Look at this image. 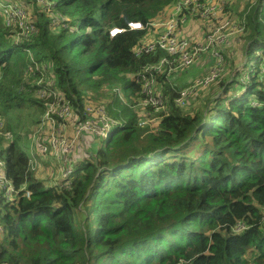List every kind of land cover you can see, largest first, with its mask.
<instances>
[{
	"label": "trees",
	"instance_id": "1",
	"mask_svg": "<svg viewBox=\"0 0 264 264\" xmlns=\"http://www.w3.org/2000/svg\"><path fill=\"white\" fill-rule=\"evenodd\" d=\"M31 1L26 15L34 30L27 35L0 7V114L27 104L45 111L33 96L45 88L40 71L23 79L35 57L55 81L49 92L80 114L92 92L88 99L122 127L76 164L68 187H46L18 141L5 145L0 135L7 177L32 193L4 206L0 264H264V0H245L235 11L246 60L259 66L245 79L248 64L234 67L235 52L225 45L222 75L230 80L221 75L198 90L190 105L200 107L190 111L175 102L186 87L173 80L176 73L158 75L168 108L147 129L129 98L146 99L136 76L167 53L136 51L183 0ZM199 1H224L220 17L183 13L207 43L234 3ZM137 21L145 29L110 36L111 28ZM116 85L129 96L112 92Z\"/></svg>",
	"mask_w": 264,
	"mask_h": 264
},
{
	"label": "built area",
	"instance_id": "2",
	"mask_svg": "<svg viewBox=\"0 0 264 264\" xmlns=\"http://www.w3.org/2000/svg\"><path fill=\"white\" fill-rule=\"evenodd\" d=\"M3 7L7 8L6 12H8L9 22L12 20L22 26V35L33 32L34 27L30 25L29 21L22 24V21L19 20L21 19L20 16L12 15L7 6ZM187 9L195 14H200L204 18L220 17L224 11V2L212 4L210 2L203 3L199 0H183L174 7L171 17L166 22L155 23L153 27H150V29L155 27L157 31L153 35L149 33L148 37L145 39V43L142 44L141 47H138L136 53H149L157 49H162L167 55L161 58L158 63L147 66L136 76L137 81L141 80L140 83H142V89L146 99L144 101H133L134 105L139 104L138 109L141 110L144 117L152 114L147 111V106L156 109L158 111L157 113H166L168 108L167 97L165 93L159 90L158 75L163 73L175 74V72L189 68L195 65L202 57L203 53L210 54L214 58L215 64L211 66L209 72L206 73L205 76L200 77V79H197L194 85L181 89L179 96L176 97V104L180 107H186L199 88L208 87L221 77L224 70V56L222 50L224 46L228 44V40L232 34L243 31V27H236L232 22L233 28H230V21L228 19H223L221 24L214 29L207 43L200 42L198 39L188 38L180 28V26L185 24L188 20L187 17L183 16V13ZM143 29H145V25L142 22H129L127 29L113 27L109 30V34L111 37H115L127 30ZM38 83H45L44 90H40L41 95L48 96V98L51 96L53 98L52 104L43 118V121H46L48 124L56 123L60 125V123H63L62 120L71 118L77 123V132L71 139L64 138L56 140L53 138L49 141V145L38 143L34 147L31 156H29L30 169L31 171L39 169L42 166V159L55 154V158L53 156L50 157H52L53 161H56L57 164L64 165L65 168L59 186L68 187L73 182V175L76 169L75 163H69L70 156H68V154L72 151L79 136L90 134L106 140L122 127V123L113 117H109L106 113V108L101 105H95L90 108L85 107L83 114L78 113L70 106L63 95L56 91H52V93L49 92V86L53 88L55 85V81L51 78L45 79L43 82H41L40 78ZM113 92L118 93V95L124 99L117 86L113 88ZM88 111L92 112V116L89 115ZM62 156L65 159H61ZM5 169V162L0 159V236L4 232V224L2 222V211L4 210V206L7 203L13 202L16 196L30 198L32 195L31 191L27 190L26 187L17 190L13 182L7 177ZM242 228L243 225L239 227V229Z\"/></svg>",
	"mask_w": 264,
	"mask_h": 264
},
{
	"label": "rangeland",
	"instance_id": "3",
	"mask_svg": "<svg viewBox=\"0 0 264 264\" xmlns=\"http://www.w3.org/2000/svg\"><path fill=\"white\" fill-rule=\"evenodd\" d=\"M244 2L245 0H231L232 5L233 3L234 5L232 7L231 17L227 18L230 21L229 24L230 28H233V25H235L236 27L240 26L237 9ZM8 3L10 5V6L6 5L8 7V10L10 9L12 15L20 16L21 19L19 20L22 21V24L29 20L26 14L28 10L32 8L33 2L31 0H13V1L8 0ZM0 7H3L1 3H0ZM231 22L233 23V25L231 24ZM189 26L190 23H185L181 25L180 28L183 30L184 35H186L188 38H191L188 35ZM242 32H238L230 36L228 49L226 53L230 54L233 51L235 52V54L231 58V60L234 61V65H235L234 67H242L246 63L248 64L244 75V78L246 79V77L248 76V72L252 70L254 66L255 67L259 66V63L253 59H251L252 61L250 62L246 60V55L244 54V45L242 44L241 41V38L243 37ZM149 33H152L153 35L155 34V30L149 29ZM257 54L258 55L262 54V51L259 50ZM33 58H34L33 61L31 63H28L29 66L27 68H25L24 66L23 79L27 80L28 82L33 78L34 72L40 71L41 82H43L45 79H48L49 76L48 65L44 63H36L35 57ZM210 69L211 66H207L204 71L200 70L198 73L195 74L194 65H193L189 68L175 72L176 74L175 76H173V80L176 81L178 84H184L186 87H188V85L189 86L194 85L196 83V80L200 79V77H203L205 73L209 72ZM222 77L223 79L228 78V80H230V77L229 75H227V73L222 75ZM138 81L141 82V80ZM116 86L118 87L122 95L129 96V94L125 90H123L121 85H116ZM202 89L204 88H199V90ZM238 90L240 92L239 88L237 89V91ZM239 95H241V93ZM33 96L37 97L38 100L45 101L47 107L44 112L40 111V106L38 105L27 104L22 108L13 109L11 112L5 113V115L0 114V135L3 136L5 145L10 143L12 140L16 139L28 156H31L29 146L35 147L38 143H44L49 145V141H51L53 138H55L56 140H61L64 138L71 139L76 135L77 132V123L71 118L62 120L63 123H60V125L56 123L48 124L46 121L44 122L43 118L45 117L47 111L49 110V107L52 104V102L48 100V96L41 95V92H35V95L33 94ZM93 96L94 94L92 92L88 93V96L84 102L85 104L84 107L90 108L95 105H98L99 102H93L92 100L88 99ZM203 96L204 94L202 95V97ZM134 99L142 101L141 97L134 96ZM109 100H110V95L104 101L108 102ZM129 100H131L130 102L131 105L133 100L131 98H129ZM190 102L191 101H189L188 105L185 107L186 110L190 111L191 108L196 110L199 109L201 104L200 101L193 105H190ZM253 104L257 105L258 103L256 101H253ZM138 106L139 104L134 105L132 106V109H135L136 112L138 113L139 120L141 122L140 126L144 129L152 128L156 126L157 118H158L157 114L153 113L147 117H144L141 113V110L138 109ZM88 113L89 115L92 116L91 114L92 112L88 111ZM106 113L109 117L111 118L113 117L109 114V111H106ZM100 144L101 142L99 137L92 136L90 134L79 136V138L76 140L74 144L72 151L68 154V156H70L69 163H73V164L75 163L76 165L82 160L91 159L90 154L92 152V149L97 148L98 145ZM50 156H53L55 158V154H52ZM61 159H65V158L62 156ZM33 172L36 175V177L39 178V180L44 182L46 187L52 185L59 186L60 182L62 181L65 168L64 165L57 164L55 161L54 164L50 166H48V164H42V166L39 169H36ZM77 213L79 214V217L83 218V213L81 211H78Z\"/></svg>",
	"mask_w": 264,
	"mask_h": 264
},
{
	"label": "crops",
	"instance_id": "4",
	"mask_svg": "<svg viewBox=\"0 0 264 264\" xmlns=\"http://www.w3.org/2000/svg\"><path fill=\"white\" fill-rule=\"evenodd\" d=\"M224 2V1H222ZM221 2V3H222ZM199 28L197 29H194L193 28V23L190 24L189 28H188V35L191 37V38H194V39H202V35L198 32ZM214 61L211 59L210 55L209 54H206L205 56H202L198 61L197 63H195L194 65V71H195V74L198 73L200 70H205V68L207 66H211V64L213 63ZM182 81V80H181ZM29 150L31 153H33L34 151V146H29ZM24 151V150H23ZM42 164H48V166L50 165H53L54 164V161H53V158L50 157V156H47L45 159H42ZM47 174V173H46Z\"/></svg>",
	"mask_w": 264,
	"mask_h": 264
},
{
	"label": "clouds",
	"instance_id": "5",
	"mask_svg": "<svg viewBox=\"0 0 264 264\" xmlns=\"http://www.w3.org/2000/svg\"><path fill=\"white\" fill-rule=\"evenodd\" d=\"M138 22H140V21H138ZM125 32V31H124ZM189 86V85H188ZM185 88V87H184ZM181 89H183V88H181ZM180 93V92H179ZM156 114H158L157 112H155ZM73 177H74V175H73Z\"/></svg>",
	"mask_w": 264,
	"mask_h": 264
},
{
	"label": "bare ground",
	"instance_id": "6",
	"mask_svg": "<svg viewBox=\"0 0 264 264\" xmlns=\"http://www.w3.org/2000/svg\"><path fill=\"white\" fill-rule=\"evenodd\" d=\"M31 34V33H30Z\"/></svg>",
	"mask_w": 264,
	"mask_h": 264
}]
</instances>
